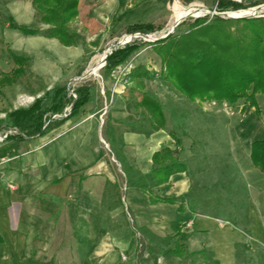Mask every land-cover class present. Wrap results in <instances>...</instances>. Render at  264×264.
<instances>
[{"label":"crops","instance_id":"crops-1","mask_svg":"<svg viewBox=\"0 0 264 264\" xmlns=\"http://www.w3.org/2000/svg\"><path fill=\"white\" fill-rule=\"evenodd\" d=\"M12 14L29 24L36 14L33 0H17ZM39 37L58 63L69 65L83 54L79 44ZM51 68L37 69L48 83L45 90L55 86L58 72ZM94 94L74 113L70 104L67 116L52 115L60 122L41 136L0 141V264H134L144 241L161 253L164 238H171L173 248L179 230L187 234L186 251L183 257L169 255L174 264H264V172L251 158L252 143L264 138V119L256 108L241 110L226 135L240 171L238 198L246 203L244 220L237 212L232 227L223 224L228 216L191 199L189 166L188 172L154 183L153 154L163 146L175 149L162 129L147 134L120 126L132 114L123 98L113 99L103 128L106 142L110 145L111 135L120 147L122 163L110 160L100 143L101 107ZM140 184L153 196L182 198L184 209L179 201H152Z\"/></svg>","mask_w":264,"mask_h":264},{"label":"rangeland","instance_id":"rangeland-1","mask_svg":"<svg viewBox=\"0 0 264 264\" xmlns=\"http://www.w3.org/2000/svg\"><path fill=\"white\" fill-rule=\"evenodd\" d=\"M16 1L0 0V77L1 73L11 72L15 68L8 48H12L17 53L31 55L32 61L24 76L13 85L0 89V117L3 116L4 110L26 106L38 94L42 93L48 87V83L42 75L38 74L37 69L40 67L53 69L51 66H55L58 73L53 76L57 78L51 85L66 83L72 87L84 80L95 82L97 91L94 94V99L101 107L98 118L103 137L100 134V143L110 153V160L120 164L122 161L119 154L120 147L117 148L116 145L112 147L109 143L106 146L103 142V139H106L103 128L105 129L108 121L107 111L113 99H127V103L131 105L129 108L132 114L128 116L129 122H121L120 126L133 131L151 130L150 121L143 109L141 112L140 109H135V103L140 98L139 92L134 91L132 93L129 90L130 84H128L126 76L130 67L145 64L151 71L146 90L157 94L164 105V112L167 117V129L160 130V133L172 144L176 154L186 160L192 176H194L192 191L189 194L191 199L197 205L207 206L214 213L228 216L229 219L223 220V224L226 226H236L235 214L237 212L244 220L245 214L241 211L245 208L246 203L238 198L241 189L237 188L240 171L238 162L229 150L230 141L226 138L227 133L234 130L236 120L242 117L243 100H240L236 105H230L227 102L189 100L172 85L163 81L160 75L161 59L150 44L154 38L163 36L173 27L175 10L179 11L190 3L200 2L212 12L193 11L192 16L180 18L182 19L181 22L184 21L183 24L177 25L170 34L187 30L189 23L197 17L207 15L213 18L216 16L213 10L217 1L179 0L185 6L177 7L175 5L176 0H79L81 4L80 6L78 4V10L80 7L81 12L78 17L70 22V27L83 38L78 45L83 50V54L79 61L68 63L69 65H66L64 61L62 63L55 61L53 54L47 51L48 44H44L45 40L39 37L41 34H35L37 36L28 38L22 32L9 28L8 17L13 16L12 7ZM18 1L21 2L22 0ZM262 3L264 0H246L241 8ZM218 10L232 11L235 9L230 6L224 9L218 8ZM141 13H145V16H140ZM16 21L18 22V20ZM140 22H152L157 29L147 34L142 32L129 33L127 31L129 25ZM43 24L45 23L40 21L36 11L34 19L27 25L45 28L46 26ZM135 33L141 35L134 40H146L147 44L136 51L125 63L118 66L111 77L105 78L103 66H101L102 55L108 51L109 47L118 46L120 41ZM86 56H89L88 59H85ZM93 68L96 70L92 71ZM60 69L63 71L62 74H59ZM28 97L31 99L29 100ZM257 97L261 107L260 116L261 119H264V96L258 94ZM170 130L178 133L180 142L176 139L174 142L171 141L167 136L171 137ZM162 244V250H165L170 248L173 242L171 238H164ZM148 246L144 241L142 248ZM144 257L150 259V264H154L147 250ZM170 259L169 255L159 252L157 264H174ZM134 264L140 263L136 261Z\"/></svg>","mask_w":264,"mask_h":264},{"label":"trees","instance_id":"trees-1","mask_svg":"<svg viewBox=\"0 0 264 264\" xmlns=\"http://www.w3.org/2000/svg\"><path fill=\"white\" fill-rule=\"evenodd\" d=\"M215 1L220 9L230 6L234 9L242 7V4L231 0ZM78 4L79 0H33L40 21L48 27L37 28L18 23L12 15L8 17L7 24L9 28L25 35L41 34L56 38L66 46L78 45L83 38L70 27V22L79 14ZM175 5L185 6L179 0H176ZM156 29V25L152 22L134 23L127 27L129 33L147 34ZM150 42L161 59L160 75L163 81L172 85L189 100L227 102L230 105H236L243 100L242 111L255 107L257 113L261 114L257 96L258 94L264 96V16L227 18L218 15L213 18L207 15L200 16L189 23L187 30ZM145 44H147L146 40H134L124 46L113 48L106 57L103 76L110 77L118 66L125 63ZM8 53L15 63V68L11 72L1 73L0 89L5 85L16 83L25 75L32 61L31 55L27 53H17L12 48H8ZM88 57L86 56L85 59ZM126 76L130 84L129 90L132 93L139 92L140 98L135 103V107L143 109L150 121L151 130L145 132L167 129V117L162 101L157 94L146 90L147 81L151 77L150 69L145 64H137ZM96 88L95 82L90 80H84L72 87L66 83L57 84L45 90L41 96L36 97L26 106L5 110V116L0 118V132L9 128L19 131L17 134L8 135L6 139L41 136L60 122L55 118L51 119L52 115L63 112L70 104H73L72 113H74L91 100ZM70 89H74L77 95L75 99ZM169 134L180 142L176 131L170 130ZM108 140L114 147L116 143L114 138L110 135ZM251 158L254 165L264 172V138L252 143ZM152 160L154 167L151 175L155 184L169 181L170 176L176 172H188V164L181 161L175 155V151L168 146L156 151ZM139 187L146 191L154 202L179 201L180 208L184 209L182 198L156 197L152 195L148 186L140 184ZM176 237L174 247L163 250L161 254L184 256L187 234L179 230ZM146 250L154 264H157L159 252L150 247H141L137 253L138 263L150 264V259L144 257Z\"/></svg>","mask_w":264,"mask_h":264},{"label":"built area","instance_id":"built-area-1","mask_svg":"<svg viewBox=\"0 0 264 264\" xmlns=\"http://www.w3.org/2000/svg\"><path fill=\"white\" fill-rule=\"evenodd\" d=\"M233 1L237 2V3H240V4H244L246 2V0H233ZM263 5H264V3L258 4V5H255V6H250V7H247V8L235 9V10H232V11H230V10H228V11H220V10H218L217 4H216L213 12H214L215 15L226 17V16L223 15V13H231V12H234V11H241V10L250 9V8H257V9L259 8V9H261ZM252 14L255 17L264 16V12L260 13L259 11H256V12H254ZM140 35H141L140 33L130 34L124 40L120 41L118 46H124L125 44L132 42L134 40V38H137ZM118 46H116V47H118ZM112 49H113L112 47H109L108 53H111ZM105 63H106V59L104 58L101 66H104ZM70 93L72 94L74 99L77 97L76 93L74 92V89H70ZM71 107H72V105L66 106L62 113H57L54 116H67L71 112ZM18 132L19 131L17 129H15V128H9V129L5 130L3 133H0V141H4L8 137V135L17 134ZM103 142L105 143L106 146H108V143L104 139H103ZM113 160H115V159L113 158ZM121 172L124 174V172L122 170H121ZM137 234H138V236L141 235V233L139 231L137 232ZM126 259H127L126 255L122 254V260L125 261Z\"/></svg>","mask_w":264,"mask_h":264},{"label":"bare ground","instance_id":"bare-ground-1","mask_svg":"<svg viewBox=\"0 0 264 264\" xmlns=\"http://www.w3.org/2000/svg\"><path fill=\"white\" fill-rule=\"evenodd\" d=\"M261 9H259V8L258 9L257 8H250V9H245V10H241V11H234V12H231V13L235 14V15H238V14H250V13H254L256 11H259L260 13H262V12H264V5L262 6ZM193 11L206 12V13L207 12L208 13L212 12L211 10H209V8L205 4H202L200 2H194L192 4L190 3V5L184 7L183 9H181L179 11L175 10L174 24H175L176 21L180 20L181 17L192 15ZM200 14H202V13H200ZM104 57H105V54L102 55L101 61L104 60ZM93 69H92V71L96 70V69H94V70ZM28 99L30 100L31 97H28Z\"/></svg>","mask_w":264,"mask_h":264},{"label":"water","instance_id":"water-1","mask_svg":"<svg viewBox=\"0 0 264 264\" xmlns=\"http://www.w3.org/2000/svg\"><path fill=\"white\" fill-rule=\"evenodd\" d=\"M214 13V12H213ZM224 16L226 17H249V16H254L252 13L250 14H238V15H235V14H231V13H223ZM184 19V18H183ZM182 19L178 20L175 22V24L173 25V27L166 33L164 34L163 36L159 37V38H154L153 40H157V39H162L164 37H166L167 35H169L171 32L174 31V29L176 28V26L181 22ZM110 53H108V51L105 53V59L106 57L109 55Z\"/></svg>","mask_w":264,"mask_h":264}]
</instances>
